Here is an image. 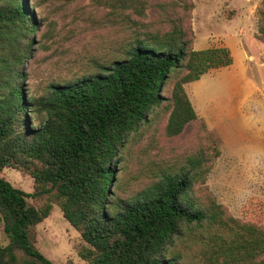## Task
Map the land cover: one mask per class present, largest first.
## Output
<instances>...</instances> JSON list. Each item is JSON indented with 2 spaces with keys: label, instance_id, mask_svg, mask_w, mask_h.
Masks as SVG:
<instances>
[{
  "label": "trees",
  "instance_id": "trees-1",
  "mask_svg": "<svg viewBox=\"0 0 264 264\" xmlns=\"http://www.w3.org/2000/svg\"><path fill=\"white\" fill-rule=\"evenodd\" d=\"M147 4L113 0L114 12H130L132 26L108 60L94 62L92 73L72 81L50 82L34 98L26 83L42 45L37 34L43 21L28 0H0V172L23 170L35 182L31 195L0 177V219L9 238L0 245V264H54L36 245V227L54 204L89 245L83 254L89 264H178L172 248L197 232L203 233L199 239L208 246L210 264H264L252 256L263 253L261 229L249 242L246 225L213 198L194 195L210 170L202 153L190 158L189 167L157 171L155 181L132 198L115 191L122 151L156 108L169 103L165 131L179 136L198 120L184 85L233 63L226 47L192 48L193 4L153 5L160 16L152 23L156 30L133 20V14L146 15ZM172 80L168 98L164 89ZM29 197L42 205L33 206ZM212 228L232 235L208 238L204 231Z\"/></svg>",
  "mask_w": 264,
  "mask_h": 264
},
{
  "label": "rangeland",
  "instance_id": "rangeland-1",
  "mask_svg": "<svg viewBox=\"0 0 264 264\" xmlns=\"http://www.w3.org/2000/svg\"><path fill=\"white\" fill-rule=\"evenodd\" d=\"M145 1L146 15L132 16L138 27L158 29L152 24L160 22V16L151 10L153 5L168 2L181 8L189 2L193 4L189 19L192 48L200 51L226 47L233 63L184 85L198 120L179 136L170 138L165 131L169 103L156 108L149 123L130 137L122 151L115 191L121 198H132L155 181L157 171L189 167L190 158L201 157L202 153L203 167L210 170L195 186L194 195L206 202L213 198L222 205L230 216L247 226L245 237L252 242L254 231L264 232V0ZM28 2L43 21L37 34L42 45L30 64L26 83L34 98L43 96L50 82L66 83L92 73L94 62L108 60L115 43L125 37V28L132 26L126 17L130 12H114L110 6L113 0ZM177 10L181 14V9ZM173 80L164 89L168 98ZM249 99L256 113L253 122L247 123L253 125V131L243 127L241 114L234 111L241 110ZM0 177L28 194L35 192L34 179L23 170L5 168ZM28 200L33 206L42 205L34 197ZM201 233L192 239L177 240L171 254L179 257L178 264H210L208 246L199 239ZM211 233L232 235L217 228L204 231L208 238ZM8 244L0 219V245ZM36 245L54 264H89L83 258L89 245L56 204L49 217L36 227ZM261 251H253L252 256L254 261L264 263V249Z\"/></svg>",
  "mask_w": 264,
  "mask_h": 264
},
{
  "label": "crops",
  "instance_id": "crops-1",
  "mask_svg": "<svg viewBox=\"0 0 264 264\" xmlns=\"http://www.w3.org/2000/svg\"><path fill=\"white\" fill-rule=\"evenodd\" d=\"M250 83L252 84L251 81H250ZM252 86H253V84H252ZM251 101H252L251 99L247 100L246 102H244L242 104L241 110L235 109L234 111H236V113H238V114H241L240 116L242 118V123L244 125L243 127L249 128L250 130L253 131V129H252L253 125L252 124L247 125V123H249V121L253 122L254 117L256 116V113L254 111L252 112V110H251V108H253ZM247 105H249V106L247 107ZM218 109L221 110L222 107H219Z\"/></svg>",
  "mask_w": 264,
  "mask_h": 264
}]
</instances>
